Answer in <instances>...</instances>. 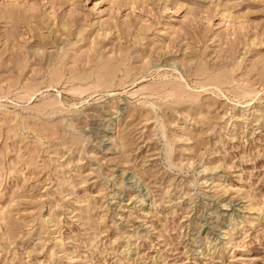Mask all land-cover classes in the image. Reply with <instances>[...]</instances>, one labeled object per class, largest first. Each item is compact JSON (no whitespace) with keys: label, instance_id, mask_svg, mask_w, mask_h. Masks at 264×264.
I'll use <instances>...</instances> for the list:
<instances>
[{"label":"rangeland","instance_id":"rangeland-1","mask_svg":"<svg viewBox=\"0 0 264 264\" xmlns=\"http://www.w3.org/2000/svg\"><path fill=\"white\" fill-rule=\"evenodd\" d=\"M0 264H264V0H0Z\"/></svg>","mask_w":264,"mask_h":264}]
</instances>
